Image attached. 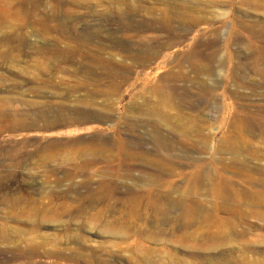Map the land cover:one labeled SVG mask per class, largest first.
<instances>
[{
    "label": "rangeland",
    "instance_id": "obj_1",
    "mask_svg": "<svg viewBox=\"0 0 264 264\" xmlns=\"http://www.w3.org/2000/svg\"><path fill=\"white\" fill-rule=\"evenodd\" d=\"M263 127L264 0H0V264H264Z\"/></svg>",
    "mask_w": 264,
    "mask_h": 264
},
{
    "label": "bare ground",
    "instance_id": "obj_2",
    "mask_svg": "<svg viewBox=\"0 0 264 264\" xmlns=\"http://www.w3.org/2000/svg\"><path fill=\"white\" fill-rule=\"evenodd\" d=\"M176 87V86H175ZM156 88H158V87H156ZM173 88V87H172ZM170 90V89H169ZM167 91V90H166ZM158 92V91H157ZM178 92V91H177ZM166 93V92H165ZM169 95V94H168ZM241 119V118H240ZM243 120V119H242ZM241 121V120H240ZM237 122V121H236ZM242 122V121H241ZM162 123V122H161ZM252 123V122H251ZM248 126V125H247ZM250 126H252V125H250ZM159 128V127H158ZM264 128V127H263ZM236 129V128H235ZM241 129V128H240ZM243 132V131H242ZM261 135V134H260ZM157 136V135H156ZM162 139V138H161ZM158 141V140H157ZM234 146H236V145H234ZM173 149H174V147H173ZM238 150V149H237ZM238 155V154H237ZM234 158V157H233ZM232 162V161H231ZM233 164V163H232ZM225 168V167H224ZM230 188V187H229ZM256 192V191H255ZM220 194V193H219ZM257 194H258V192H257ZM226 195V194H225ZM239 195V194H238ZM254 195V194H253ZM262 195V194H261ZM249 196V195H248ZM219 197V196H218ZM228 197V196H227ZM254 197V196H253ZM258 197V196H257ZM222 198V197H221ZM241 198V197H240ZM262 198H264V197H262ZM182 200V199H181ZM254 200V199H253ZM169 201V200H168ZM218 201V200H217ZM256 201V200H255ZM264 201V200H263ZM179 203V202H178ZM158 205V203L156 202V201H154L153 202V206H157ZM181 206V205H180ZM219 207V206H218ZM198 208V207H197ZM185 210V209H184ZM186 211H188L190 214L191 213H195V210L193 209H187ZM197 212V211H196ZM199 213V212H198ZM185 214V213H184ZM189 214V215H190ZM195 215V214H194ZM208 215V214H207ZM191 216H192V214H191ZM196 217V216H195ZM206 217V216H205ZM209 217V216H208Z\"/></svg>",
    "mask_w": 264,
    "mask_h": 264
}]
</instances>
